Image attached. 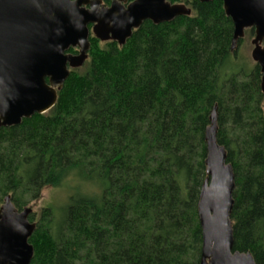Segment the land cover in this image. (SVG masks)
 <instances>
[{
	"label": "trees",
	"instance_id": "16d2710c",
	"mask_svg": "<svg viewBox=\"0 0 264 264\" xmlns=\"http://www.w3.org/2000/svg\"><path fill=\"white\" fill-rule=\"evenodd\" d=\"M166 1L190 14L144 21L121 46L90 34L87 60L55 105L0 127V206L10 196L21 211L45 187L78 180L58 217L29 214L30 264H200L197 202L214 107L234 175L233 251L264 264L260 68L234 69L222 0Z\"/></svg>",
	"mask_w": 264,
	"mask_h": 264
},
{
	"label": "water",
	"instance_id": "95a60500",
	"mask_svg": "<svg viewBox=\"0 0 264 264\" xmlns=\"http://www.w3.org/2000/svg\"><path fill=\"white\" fill-rule=\"evenodd\" d=\"M126 2L111 0L104 8L101 0H0V127L17 126L55 105L70 70L87 59L90 34L121 46L144 21L160 24L190 14L184 5L166 0H133L124 7ZM222 4L233 24L231 50L246 29H253L251 59L260 68L264 93V0H222ZM69 49L77 53H68ZM216 121L214 107L204 133L206 178L197 202L200 264H255L249 252L233 251L234 175L225 149L217 143ZM30 213L28 207L18 211L10 196L4 198L0 264H30L33 248L28 239L35 229L28 221Z\"/></svg>",
	"mask_w": 264,
	"mask_h": 264
},
{
	"label": "rangeland",
	"instance_id": "374dc122",
	"mask_svg": "<svg viewBox=\"0 0 264 264\" xmlns=\"http://www.w3.org/2000/svg\"><path fill=\"white\" fill-rule=\"evenodd\" d=\"M248 30L249 29H246L244 31L243 37L238 40L236 47L234 48L235 55H233V63L235 64L233 65H234V69L236 70H239L240 68H244L242 64L246 65L247 67L246 69H249L248 67H252L254 64H256L251 59V51L253 49V45L251 44V41L254 37V32L253 35H251L250 37ZM261 46L262 47L264 46V40ZM76 185H78V180L75 177H73V175H70L58 187H45L42 190L40 197L36 201L31 202L27 206L28 208L31 209L30 214L34 215L35 222L38 221L41 210L45 208H50L53 211V213H55V216L58 217V215H60L61 213L60 212L61 209L64 207V205H66L68 197L71 195V189ZM89 186L90 185H88L87 188H89ZM84 187L86 188V184H84Z\"/></svg>",
	"mask_w": 264,
	"mask_h": 264
},
{
	"label": "flooded vegetation",
	"instance_id": "af4514ba",
	"mask_svg": "<svg viewBox=\"0 0 264 264\" xmlns=\"http://www.w3.org/2000/svg\"><path fill=\"white\" fill-rule=\"evenodd\" d=\"M132 1L133 0H127V2L124 4V7H126ZM110 5H111V0H101L100 7L109 8ZM85 8H87V7H85ZM90 28H91V26H89V29Z\"/></svg>",
	"mask_w": 264,
	"mask_h": 264
}]
</instances>
